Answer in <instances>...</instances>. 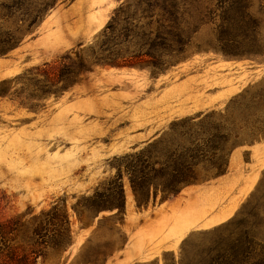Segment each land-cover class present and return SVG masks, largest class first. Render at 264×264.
Listing matches in <instances>:
<instances>
[{
    "label": "rangeland",
    "instance_id": "1",
    "mask_svg": "<svg viewBox=\"0 0 264 264\" xmlns=\"http://www.w3.org/2000/svg\"><path fill=\"white\" fill-rule=\"evenodd\" d=\"M143 1L56 0L34 31L23 36L20 47L0 57V200L7 217L28 208L38 215L56 205L66 207L73 246L61 262L51 264H105L110 256L104 260V252L120 254L128 245L127 217L123 226L110 218L102 220L111 212L94 219L82 204L112 188L118 169L125 172L124 166L151 145L179 152L184 151L182 145L203 150L196 171L207 178L216 174L213 163L221 157L229 162L230 172L232 154L240 147L248 150L242 163L246 168L252 146L264 143V0H241L243 17H235L223 41L232 46L231 53L214 49L228 0ZM129 3L137 6L131 14H136L134 25L142 28L136 32L140 41L150 28L171 24L165 12L176 6V22L191 37L189 55L159 72L146 64L94 65L58 90L63 84L54 86L48 79L53 68H62L61 60L75 59L77 52L98 51L115 11ZM4 25L14 27L12 22ZM118 35L122 42L133 38L124 30ZM235 87L239 90L232 94ZM236 99L238 104L228 109ZM204 104L212 105L201 110ZM183 134L197 135L198 141L184 145ZM216 134L240 136L241 146L231 153L222 144L223 153L214 151L218 145L211 136ZM257 173L254 188L228 222L189 233L177 252L133 264H167L165 258L171 254L177 264H208L219 259L221 246L230 248L246 231L253 232L257 242L264 241V166ZM123 181L126 214L128 205L142 212L126 173ZM188 195L186 191L180 200ZM108 200L106 195L97 199ZM156 206L150 205L149 217L156 214ZM78 211L84 213L81 220ZM255 249L261 251L259 246Z\"/></svg>",
    "mask_w": 264,
    "mask_h": 264
},
{
    "label": "trees",
    "instance_id": "2",
    "mask_svg": "<svg viewBox=\"0 0 264 264\" xmlns=\"http://www.w3.org/2000/svg\"><path fill=\"white\" fill-rule=\"evenodd\" d=\"M0 2L1 57L20 47L23 36L34 31L56 0H0ZM143 2L151 3L149 0ZM133 7L137 8L129 3L115 11L114 17L101 35L104 42L100 48L98 47V51L92 48L91 53L77 52L75 59L68 56L61 60L64 61L62 68H53L48 79L53 82L54 86L63 84V87L58 90L76 82L81 74L91 72L94 65L124 68L146 64L159 72L189 55L191 37L188 36V31L176 22L179 16L176 6L172 5L171 10L165 12L168 15L165 20L171 24L165 22L159 30L150 28L143 34L142 41L139 40L136 33L142 28L133 23L136 15L131 14ZM223 9L222 24L218 29L220 31L214 49L223 53H231L232 46L223 41L227 32L232 30L235 17L238 16L237 19L243 17L240 16L241 0H228L227 6ZM143 11L146 12L145 9ZM9 22H12L13 28H6L4 25ZM122 23L125 24L123 29L121 28ZM123 30L133 38L124 42L118 41V33ZM124 46L127 48L126 51L123 49ZM130 49L135 50L131 51ZM237 104L238 99L232 101L228 109H233ZM191 135L183 134L181 139H184V143L182 144L194 145L198 141L197 135ZM239 137L227 135L221 138L218 134L212 135V141L218 145L213 150L223 153L221 146L224 144L232 153L236 147L241 146ZM150 148L141 157L126 164L125 172L119 168L112 181V188L108 189L106 193L97 192L93 197L88 198L86 203L82 204V207H85L84 211L91 214L94 219L104 212H111L113 215L104 216L102 220L110 218L123 226L126 217L123 173L129 176L132 192L139 209H148L150 205L156 206L158 198H160L159 204L174 200L187 187L209 182L227 173L229 162L226 163L225 158L221 157L216 163H213L217 168L216 174L200 178L196 168L201 164L200 159L205 156V153L195 147L186 148L182 145V150H184L182 152L172 150V148H159L157 144L151 145ZM103 194L109 200L106 202L97 201L99 198H104ZM113 194L117 198H114ZM77 214L81 220L84 213L78 211ZM186 245L187 240L184 241L182 247L184 253ZM72 246V225L64 205H56L38 215H34V211L28 208L25 213L7 217L5 207L0 200V264L59 263ZM257 246L261 247L260 252L256 251L255 247ZM218 252L221 253L219 259L208 264H264V241L257 242L256 235L251 231L244 232V236L237 239L230 248L226 249L221 246ZM227 252L231 253L230 257L225 256ZM112 254L113 251L104 252L102 256L106 260ZM165 259L167 264H177L174 254ZM180 264H184L183 260Z\"/></svg>",
    "mask_w": 264,
    "mask_h": 264
},
{
    "label": "crops",
    "instance_id": "3",
    "mask_svg": "<svg viewBox=\"0 0 264 264\" xmlns=\"http://www.w3.org/2000/svg\"><path fill=\"white\" fill-rule=\"evenodd\" d=\"M238 90L233 88L232 94ZM204 105L201 110L212 104ZM247 151L240 147L233 152L230 172L206 185L187 187L174 200L153 207L156 214L151 217L148 216L150 207L135 212L134 205H128L126 226L130 228V241L120 254H112L105 264L159 259L165 252H177L182 239L189 233L209 230L232 219L258 181L257 169L264 166V143L252 146L251 161L245 168L242 163ZM186 191L189 195L181 201Z\"/></svg>",
    "mask_w": 264,
    "mask_h": 264
},
{
    "label": "bare ground",
    "instance_id": "4",
    "mask_svg": "<svg viewBox=\"0 0 264 264\" xmlns=\"http://www.w3.org/2000/svg\"><path fill=\"white\" fill-rule=\"evenodd\" d=\"M102 24H103V22L100 23V25H102Z\"/></svg>",
    "mask_w": 264,
    "mask_h": 264
}]
</instances>
